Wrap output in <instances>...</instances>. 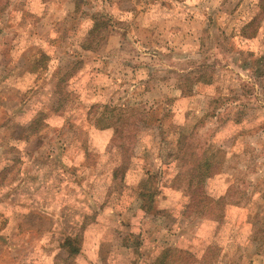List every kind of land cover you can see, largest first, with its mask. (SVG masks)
<instances>
[{"label": "rangeland", "instance_id": "obj_1", "mask_svg": "<svg viewBox=\"0 0 264 264\" xmlns=\"http://www.w3.org/2000/svg\"><path fill=\"white\" fill-rule=\"evenodd\" d=\"M162 247L264 264V0H14L0 264H155Z\"/></svg>", "mask_w": 264, "mask_h": 264}, {"label": "trees", "instance_id": "obj_2", "mask_svg": "<svg viewBox=\"0 0 264 264\" xmlns=\"http://www.w3.org/2000/svg\"><path fill=\"white\" fill-rule=\"evenodd\" d=\"M9 1L10 0H4V1H0V14L2 12L5 11V9L7 8V5L9 4ZM85 48H87V46H85ZM263 72V71H262ZM101 119H100V122H99V126L102 128V127H106V126H109V125H112L111 122H106V123H101ZM191 178L189 180V183L191 182ZM191 185V183H190ZM155 190L156 188H154L153 186L151 187V190L148 189V192L145 191V190H141L139 192V194L144 197V203H141V207L146 210L148 209V207L150 206V203L152 202V199L154 197V194H155ZM197 191V189H193V190H190V194L191 193H195ZM174 251L175 249L174 248H170V247H166L163 249L162 251V254H161V258L160 259H157V261L159 262L158 264H167L169 263V258L174 254ZM164 260V261H163Z\"/></svg>", "mask_w": 264, "mask_h": 264}, {"label": "crops", "instance_id": "obj_3", "mask_svg": "<svg viewBox=\"0 0 264 264\" xmlns=\"http://www.w3.org/2000/svg\"><path fill=\"white\" fill-rule=\"evenodd\" d=\"M14 0H10L9 1V4L7 5V8L11 5V3L13 2ZM7 8L5 9V11L4 12H6L7 11ZM20 106H21V104H20ZM19 106V107H20ZM30 120H32V119H30ZM107 127V126H106ZM164 248H166V247H162L161 249H160V251H159V253L157 254V256H156V258H155V260H156V263L155 264H158L159 262L157 261V259H160L161 258V254H162V251H163V249ZM178 250V249H177ZM168 264V263H167Z\"/></svg>", "mask_w": 264, "mask_h": 264}]
</instances>
